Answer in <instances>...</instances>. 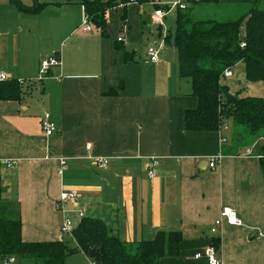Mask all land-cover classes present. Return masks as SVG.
Returning a JSON list of instances; mask_svg holds the SVG:
<instances>
[{
  "label": "crops",
  "instance_id": "crops-1",
  "mask_svg": "<svg viewBox=\"0 0 264 264\" xmlns=\"http://www.w3.org/2000/svg\"><path fill=\"white\" fill-rule=\"evenodd\" d=\"M20 1L27 7L47 4L30 13L0 0V70L30 81L39 77L43 60L62 58L39 81L41 88L39 82L23 84L27 93L20 100H0L3 197L19 207L22 239L63 240L64 214L57 203L63 191H76L78 202L65 206L76 224L80 210L103 219L124 242L180 231L179 255L159 264H209L204 252L211 246L223 264H264V130L251 135L231 122L219 131L186 129L185 112L198 106V98L191 79L180 75L177 50L169 56L171 45L165 43L160 63L141 59L140 47L156 44L165 29L156 35L157 26L147 24L145 4H153L109 10L103 36L93 23L84 30L79 0ZM220 1L242 6L241 15L252 2ZM125 51L132 61L125 60ZM238 76L246 80L244 68ZM121 82L119 96L104 95ZM246 86L250 96L264 97V81ZM45 113L58 133L45 134ZM212 157L215 169L209 166ZM101 158L108 160L106 167L99 165ZM8 159L17 165L7 167L2 161ZM151 159L159 162L153 179ZM224 207L235 210L241 224L223 218L212 233Z\"/></svg>",
  "mask_w": 264,
  "mask_h": 264
},
{
  "label": "trees",
  "instance_id": "trees-1",
  "mask_svg": "<svg viewBox=\"0 0 264 264\" xmlns=\"http://www.w3.org/2000/svg\"><path fill=\"white\" fill-rule=\"evenodd\" d=\"M22 11L37 13L47 3L36 1L27 7L20 0H11ZM72 0H67L70 2ZM85 12L108 36L106 14L109 10L130 3H153L155 8L169 9L158 5L156 0H79ZM264 0H252L249 11L224 19L199 18L196 5H222L220 0H188L187 6H177L175 27L168 31L165 43L178 53L180 75L192 83V93L198 98V106L185 112L186 129L193 132L219 131L231 122L251 135L264 130V97L242 96V89L231 92L221 82L226 69L244 64L246 81H264ZM119 42V41H118ZM122 43V42H119ZM242 43L245 46L242 47ZM125 60L132 61L125 51ZM125 85L104 92L105 96H119ZM27 93L17 80L0 82V100H20ZM264 170V157L261 159ZM0 163V258L21 257L28 264H68L67 258L82 252L98 264H159L164 257L179 255L182 241L180 231H158L153 239L139 242H124L112 233L106 222L97 217L81 219L72 234L76 243L70 248L64 240L27 242L22 239V222L19 207L3 197Z\"/></svg>",
  "mask_w": 264,
  "mask_h": 264
},
{
  "label": "built area",
  "instance_id": "built-area-1",
  "mask_svg": "<svg viewBox=\"0 0 264 264\" xmlns=\"http://www.w3.org/2000/svg\"><path fill=\"white\" fill-rule=\"evenodd\" d=\"M158 5H168L169 9L166 10L164 8H155L154 12L151 16L152 19V23L155 26L158 27H165V18L169 15V13L171 11H173L177 6L181 7V8H185L187 6L186 3H183L181 0H176V1H172V2H154ZM153 4V3H152ZM90 18L87 15V13L83 12V27L85 31H90L91 30V25H90ZM165 36L166 33L164 34L163 31V36H162V40L160 42V44H153V45H149L148 49H147V55L149 57V61L151 63H160L161 61V53L164 50L165 47ZM119 42H124L125 41V37L124 36H120L118 38ZM245 46V43H242V47ZM62 65V58L58 55L56 56H52L48 59H45L41 62V66H40V71H39V77L37 79H32V80H17L20 84H32V83H36L39 81H42L43 79H45L46 77H48L51 73V70L54 67H58ZM233 75L232 70L231 69H226L224 71V73L221 76V79H227L229 77H231ZM11 80L10 76L8 75V73H6L3 70H0V82H4V81H8ZM42 127L43 130L45 132V134L47 136L53 135L55 133L59 132V129L56 125V123L53 121L51 115L49 113H45L43 118H42ZM61 161V165H65L66 164V159L62 158L60 159ZM2 163L4 165H6L7 167H13L16 166L18 161L16 159H8V160H4L2 161ZM108 164V160L105 158H101L99 160V165L101 167H106ZM159 164L158 159H151V162L149 164L148 167V176L149 178L153 179L155 177V167ZM209 166L212 169H215L217 166V158L216 157H212L210 158L209 161ZM79 199V195L76 191H63L60 197V200L57 203V208L58 210L62 211L64 214V219H63V223L61 225V231L64 234H70L72 236L73 231L75 230V228L77 227L75 221L68 215L69 210L66 209V204H72L75 205L78 202ZM79 213V218L82 219L84 218L85 214L84 212L77 210ZM223 218H225L228 223L232 224V225H240L241 221L238 218V215L236 213L235 210L229 208V207H224L222 209L221 212V218L217 219L214 224L213 227L211 228V232L212 233H216L218 231V229L221 227V225L223 224ZM81 221V220H80ZM205 256L208 259L209 264H223V261L218 258L217 256V249L214 246L208 247L205 250ZM202 254L198 253L196 255L197 258L201 257ZM4 261V263L8 264V263H13L15 261L14 257H10V258H4L2 259ZM90 264H98L95 261H91Z\"/></svg>",
  "mask_w": 264,
  "mask_h": 264
},
{
  "label": "rangeland",
  "instance_id": "rangeland-1",
  "mask_svg": "<svg viewBox=\"0 0 264 264\" xmlns=\"http://www.w3.org/2000/svg\"><path fill=\"white\" fill-rule=\"evenodd\" d=\"M172 1H176V0H156L155 2H172ZM181 1L183 3H186L187 4V1L188 0H181ZM261 6L264 7V2L262 3ZM162 7H163V5H162ZM240 7H242V6H235L234 4H222V5H215V4H213V5H209V6L202 5V4H197L196 5L197 14L196 15L199 18H202V19L203 18L204 19H207V18L224 19V17H227V16L234 17L239 12V10H242L243 9V8H240ZM145 9H146L147 24L148 25H152V23H151L152 22V19L150 17L152 16L151 13L153 14V12H154L155 7L153 5H150V4H145ZM174 20H175V11L173 10V11H171L169 13V15L164 20L165 21L164 33L167 34L168 31H173L174 30V27H175ZM152 30L157 35V33L159 32V27L158 26L157 27H153ZM162 31H163V28H161V33H162ZM157 40H158L157 41V44H160V42H161L162 39L158 38V36H157ZM145 46L140 47L141 59H144V58H147L148 57L147 56V47H148V44H145ZM173 49H174L173 46L168 47L166 49L167 53H169V56L171 55V53H173L175 51V50L173 51ZM174 57H175V54H174ZM148 62L150 63L149 60H148ZM152 64H154V63H152ZM238 66H241V67H238ZM243 68H244V64L243 63H240L239 65L233 67L231 70L234 72V77H232L230 79L229 78L223 79V81H224L225 84H226L227 81H229V83H227L226 85H228L230 88L233 87V86H241V89H242L241 95L242 96H247V95H249L248 93H250L249 91L246 92L247 81L245 79L243 80L242 77L239 78V76H238L239 73H240V71H241V69H243ZM42 86H43V82L42 83L39 82L37 84V88H41ZM235 129L241 130V128H235ZM242 130H244V129H242ZM62 238L69 245L70 248H75L76 247L75 246L76 243L72 239V237H71L70 234H64L63 233V237ZM67 261L69 263L72 262L73 264H90L86 260L85 256L82 253H77V252L71 254L68 257V260ZM0 264H6V263H4V261L0 258ZM8 264H28V263L25 260H23L21 257H17V262L16 263H8Z\"/></svg>",
  "mask_w": 264,
  "mask_h": 264
}]
</instances>
